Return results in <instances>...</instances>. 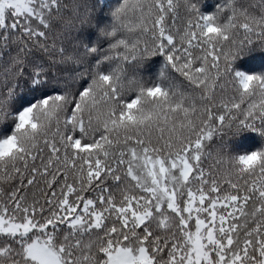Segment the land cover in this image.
<instances>
[{
	"label": "snow or ice",
	"instance_id": "obj_1",
	"mask_svg": "<svg viewBox=\"0 0 264 264\" xmlns=\"http://www.w3.org/2000/svg\"><path fill=\"white\" fill-rule=\"evenodd\" d=\"M250 53L264 0H0V264H264Z\"/></svg>",
	"mask_w": 264,
	"mask_h": 264
},
{
	"label": "trees",
	"instance_id": "obj_2",
	"mask_svg": "<svg viewBox=\"0 0 264 264\" xmlns=\"http://www.w3.org/2000/svg\"><path fill=\"white\" fill-rule=\"evenodd\" d=\"M107 2H114V0H107ZM208 2L211 3L212 0H208ZM236 65H239L241 70L248 68L259 70L264 67V53H250L249 55L241 57L237 61H234V66ZM257 74H259V72H257ZM254 135V133H249L247 134V137L248 139H250Z\"/></svg>",
	"mask_w": 264,
	"mask_h": 264
}]
</instances>
